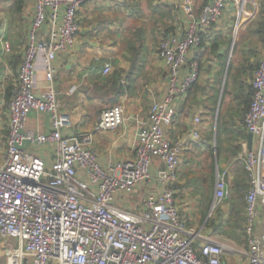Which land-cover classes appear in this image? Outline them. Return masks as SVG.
<instances>
[{
  "label": "built area",
  "instance_id": "obj_1",
  "mask_svg": "<svg viewBox=\"0 0 264 264\" xmlns=\"http://www.w3.org/2000/svg\"><path fill=\"white\" fill-rule=\"evenodd\" d=\"M84 1L35 0L18 79L7 102L8 136L0 162V236L7 264H264V231L254 232L264 214V51L254 69L251 105L244 117L246 129L260 137V146L238 155L250 180L246 248L190 226L182 217L173 182L183 144L166 138L164 130V123L174 118V100L186 95L199 77L195 61L180 79L189 52L200 45L202 29L217 21L232 0H214L201 11L195 0H183L188 27L181 35L167 34L158 46L169 67V89L162 101L152 103L134 157L108 164L92 146L95 130L66 131L74 121L62 109L56 89L41 95L35 90L36 59L44 54L46 76L52 80L53 60L75 42ZM4 43L10 47L8 40ZM111 70L112 64L105 62L103 73ZM32 111L47 112L53 128L27 130ZM123 122L124 105L115 103L101 111L95 128L116 129ZM192 133L200 135L198 129ZM28 144L52 146L54 159L48 163L28 151ZM157 158L164 162L156 173L165 185L162 193L147 194L131 206L128 193L153 177ZM231 194L228 170L218 169L213 209Z\"/></svg>",
  "mask_w": 264,
  "mask_h": 264
},
{
  "label": "crops",
  "instance_id": "obj_2",
  "mask_svg": "<svg viewBox=\"0 0 264 264\" xmlns=\"http://www.w3.org/2000/svg\"><path fill=\"white\" fill-rule=\"evenodd\" d=\"M213 1L195 0L196 9L201 11ZM3 2L6 6L2 8ZM17 3V6H10L9 0H0V162L4 158L8 136L7 102L18 79L19 62L28 33L26 31L20 36L18 28L23 25L20 21L25 20L29 29L35 15V0H17ZM78 16L80 28L75 42L53 60L52 80L46 76L44 54L40 53L36 59V93L41 95L50 88L56 89L62 109L70 113L74 121V126L66 131L95 130L92 146L103 164L132 158L140 143L142 129L149 124L152 103L162 101L169 89V67L159 56L158 46L167 34L181 35L188 27L183 0H85ZM239 18L240 28L237 27ZM262 26L264 0H232L217 21L202 29V42L192 48L187 64L181 70L180 79L191 70L193 62L200 64V76L188 88L186 95L174 100L176 112L171 122L164 123V130L166 138L183 144L173 185L181 215L190 226L197 227L192 223L197 220L204 222L207 217L204 216L205 210L201 213L196 207L202 197L197 184L201 177L198 176L195 183L185 181L186 175L196 166L192 156L211 152L216 175L218 169L228 170L233 192L235 182L246 177L244 163L238 155L248 149L259 150L260 137L253 134L250 140L244 114L251 105L254 69L264 51V40L257 39V35H263ZM234 28L235 35L231 34ZM237 35L241 47L238 48L234 68L231 54L236 52ZM5 40L12 43V53L5 51L8 49ZM13 55L17 58L16 62ZM105 62L112 64V70L107 74L103 73ZM229 70L236 86L235 90H229L225 117L222 122L221 117L218 119L220 127L218 129L216 122L214 133L208 124V116L222 92L220 82L224 78L225 85ZM230 92L233 93L230 95ZM247 94H250V103L246 111L244 98ZM115 103L124 105V122L116 129L96 130L101 111ZM220 110L218 113L221 116V105ZM197 116L201 117L200 122L195 120ZM52 128L47 112H31L27 130L48 132ZM193 129H198L199 137L193 135ZM28 151L45 157L48 163L54 159L50 145L35 147L28 144ZM159 167H164V162L157 158L151 166L153 177L128 193V198L134 195L142 201L147 194L162 193L165 185L156 178ZM262 168L264 174V156ZM191 183L196 185L192 191ZM211 200H214V193ZM131 202V206L137 205L133 200ZM121 204L130 205L124 201ZM226 213L227 209L223 217ZM218 216L216 214L214 218Z\"/></svg>",
  "mask_w": 264,
  "mask_h": 264
},
{
  "label": "rangeland",
  "instance_id": "obj_3",
  "mask_svg": "<svg viewBox=\"0 0 264 264\" xmlns=\"http://www.w3.org/2000/svg\"><path fill=\"white\" fill-rule=\"evenodd\" d=\"M4 3V2H3ZM10 6L11 5H16L17 6V0H9ZM8 4V3H7ZM6 4H2V8L5 7ZM17 17V16H16ZM239 22H237V27L240 26V22H241V18L238 19ZM22 27L18 28V32L20 33V36L22 34H26L28 32V25L26 23L25 25V20L20 21ZM29 23V21H27ZM236 24V22H235ZM20 26V24H19ZM264 29V26H262ZM240 28V27H239ZM238 28V29H239ZM236 28H234L231 31V34H234V32ZM27 31V32H26ZM242 32V31H241ZM10 35V34H9ZM235 35V34H234ZM238 35H239V31H238ZM237 36H235V41L237 42L236 44V52L234 54V52H232L231 57H233V67L235 68V64L237 63V51L238 48L241 47V43H240V38ZM242 34L240 33L239 36H241ZM22 38V37H21ZM243 38V37H241ZM262 36L261 35H257V39H261ZM11 42V41H10ZM27 42V36L25 38V44ZM255 46V45H254ZM25 47V45H24ZM234 47V46H233ZM8 53H12L13 52V46L12 43H10V47L8 49L5 50ZM23 52V51H22ZM23 54V53H22ZM13 58L16 62L17 58L15 55H13ZM22 56L19 62V65L22 61ZM198 71H199V76H200V64L198 66ZM234 72V71H233ZM227 82H225L224 85V78H222L221 82H220V96H218V99L215 102V106H214V110L209 112V119L208 121H210V123L208 122H204V123H208L210 125V127H212L211 132L213 131V129L216 127V122L219 119V113L218 110H220V105H221V122L223 121L225 114H226V110L227 107L229 105L228 99H229V90L231 89V91L235 90V86L233 84V74L230 75V72L227 75ZM228 85H227V84ZM233 92H230V95ZM233 96V95H232ZM222 102V103H220ZM218 123V122H217ZM214 133H215V129H214ZM192 160L194 162H196V166L194 167V170L189 173L188 175H186V179L185 181L188 180L187 183H189V181L194 182L195 179H197L198 176L201 177V181L200 179L197 181V184L200 186V195H202V197H200L198 199V201L200 202L196 207H198L201 210V213H203V211L205 210V215H207L206 220L203 222V220H197L195 223L192 224H197L195 226H197V228H202L203 230H209L211 232H213V235L217 236L218 238H224L227 240V242H229L231 245L239 248V249H244L246 248V244H247V238L243 232V229L241 228V226H239L240 222H243L241 216L242 214H244L245 209L242 208L243 206V199L239 196L238 193L235 192V190L232 193V198H228L223 204L215 207L213 209V200H211L214 190H215V180H216V168L213 165L214 164V159L212 157L211 152L209 154H203V155H194L192 156ZM216 160V158H215ZM195 183V182H194ZM194 183H191L192 187L190 188L191 191L193 190V187H196V185ZM202 198V199H201ZM245 198V197H244ZM131 199L133 200V203L136 205L138 203H140L139 198L134 197V195L131 197ZM202 200V203H201ZM210 200V201H209ZM212 201V202H211ZM232 205V206H231ZM229 208V209H228ZM228 210V213L225 214V216L223 217V220H215L218 223H221V228L216 229L215 225L212 224L213 219L215 217L216 214H223L225 210ZM242 211V213H241ZM203 215V214H202ZM221 218V217H219ZM193 221V219L191 220V222ZM264 231V214H262L261 216V221L256 224L255 226V234H262ZM4 241H2V238L0 236V263L3 264H7L6 259L4 258V256H6V252H5V248H4Z\"/></svg>",
  "mask_w": 264,
  "mask_h": 264
},
{
  "label": "trees",
  "instance_id": "obj_4",
  "mask_svg": "<svg viewBox=\"0 0 264 264\" xmlns=\"http://www.w3.org/2000/svg\"><path fill=\"white\" fill-rule=\"evenodd\" d=\"M262 32H263V30H262ZM262 39L264 40V32L262 35ZM229 72H230V70H229ZM249 96H250V94H247V96H245V98H244V103H246V108H245L246 111L248 110L247 105H249V103H250ZM219 118H220V115H219ZM219 127H220V123H218V129H219ZM217 134H218L217 138H218V145H219L218 146V154H220V134H221V132L219 131ZM245 173H246V177L239 179L238 181L235 182V185H234L235 192L238 193L239 196L243 199V206H242L243 209H246V205H247L246 195H247L248 190L250 188V180H249V175H248L246 168H245ZM232 196L233 195L231 194L230 198H232ZM241 213H242V211H241ZM219 217H221V218H219ZM241 218H242L243 222H240L239 226L242 225L241 228L243 229V232L247 238V232H246V226H245V223H246L245 211H244V214H242ZM218 219L223 220V215H221V213L219 214L218 218H214L213 222H212V224L215 225L216 229L221 228V223L217 224V222H216ZM246 246H247V244H246Z\"/></svg>",
  "mask_w": 264,
  "mask_h": 264
},
{
  "label": "water",
  "instance_id": "obj_5",
  "mask_svg": "<svg viewBox=\"0 0 264 264\" xmlns=\"http://www.w3.org/2000/svg\"><path fill=\"white\" fill-rule=\"evenodd\" d=\"M253 137V133L251 131H249V138L251 140V138Z\"/></svg>",
  "mask_w": 264,
  "mask_h": 264
}]
</instances>
